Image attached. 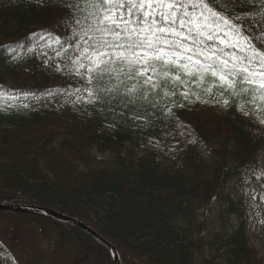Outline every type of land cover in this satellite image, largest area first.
<instances>
[{"label":"trees","instance_id":"trees-1","mask_svg":"<svg viewBox=\"0 0 264 264\" xmlns=\"http://www.w3.org/2000/svg\"><path fill=\"white\" fill-rule=\"evenodd\" d=\"M75 2L0 0V201L84 222L117 247L123 264H264L250 245L246 197L231 191L246 177L264 220V125L239 110L250 97L226 92L227 110L215 113L222 89L204 91L216 79L209 75L189 85L199 101L161 93L156 107L138 100L129 111L120 97L100 93L94 104L64 106L92 87L73 64L83 41L64 5ZM259 10L230 9L233 20L249 21L237 22L242 34H260ZM84 14L75 10V19ZM225 52L245 55L239 47ZM17 216L50 223L92 264H113L107 248L73 226L0 212Z\"/></svg>","mask_w":264,"mask_h":264},{"label":"snow or ice","instance_id":"snow-or-ice-1","mask_svg":"<svg viewBox=\"0 0 264 264\" xmlns=\"http://www.w3.org/2000/svg\"><path fill=\"white\" fill-rule=\"evenodd\" d=\"M237 4L259 6L260 18L255 21L259 35L242 34L243 25L237 22L249 21L243 16L231 18L230 9ZM64 7L66 18L79 26L83 41V46L77 45L81 50L73 64L76 75L92 86L85 89L86 103H96L100 93L113 100L120 97L129 111H136L138 100L156 107L154 100L161 93V98L179 93L184 100L195 96L199 101L200 95L189 85L199 87L210 75L216 79L205 92L211 94L213 86L222 89L219 94L225 107L230 103L226 92L231 97H250L239 110L246 116L257 115L264 125V115H259L264 113V0H76ZM77 9L85 13L82 20L75 19ZM236 47L245 55L225 52ZM82 99L77 97L76 102ZM166 111L172 114L167 106Z\"/></svg>","mask_w":264,"mask_h":264},{"label":"rangeland","instance_id":"rangeland-1","mask_svg":"<svg viewBox=\"0 0 264 264\" xmlns=\"http://www.w3.org/2000/svg\"><path fill=\"white\" fill-rule=\"evenodd\" d=\"M79 71L85 70L79 69ZM77 97L83 98L80 102L87 99L83 94H76L64 98L63 105L74 107L80 103L76 102ZM212 107L215 113L224 114L227 110L222 103L213 104ZM92 154L99 158L104 157L96 150H93ZM234 186H237L236 189ZM237 190L243 192L249 206L250 245L259 257L264 259V220L257 208L258 196L249 187L246 177L242 178L239 185H233L231 188L232 192ZM56 232L53 225L44 221L26 219L21 216L10 219L0 217L2 257L6 264H92V258L88 254L64 244Z\"/></svg>","mask_w":264,"mask_h":264},{"label":"water","instance_id":"water-1","mask_svg":"<svg viewBox=\"0 0 264 264\" xmlns=\"http://www.w3.org/2000/svg\"><path fill=\"white\" fill-rule=\"evenodd\" d=\"M0 212L13 213V214H29L38 217L48 218L59 222H64L69 224L85 234L89 235L91 238L105 246L112 258L113 264H122L120 253L115 245L109 242L106 238L100 235L98 232L90 228L85 223L80 220L64 215L55 210L33 205H17V204H8L0 201Z\"/></svg>","mask_w":264,"mask_h":264}]
</instances>
